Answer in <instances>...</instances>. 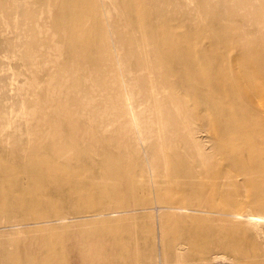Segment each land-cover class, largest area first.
I'll return each instance as SVG.
<instances>
[{
    "label": "rangeland",
    "instance_id": "374dc122",
    "mask_svg": "<svg viewBox=\"0 0 264 264\" xmlns=\"http://www.w3.org/2000/svg\"><path fill=\"white\" fill-rule=\"evenodd\" d=\"M178 46L219 59L223 81L211 77L218 84L249 82L264 91V0H0V264H162L166 246L200 229L239 234L227 238L238 252L264 250L263 220L134 208L147 196L126 194L133 181L116 174L137 172L140 182L152 170L153 180L169 186L202 180L220 187L223 177L245 170L241 157L227 162L246 148L240 121L215 114L212 92L188 91L191 83L161 63L159 54ZM243 100L264 116V96ZM253 141L262 148L264 129ZM47 160L54 163L41 164ZM62 161L79 172L78 186L97 174L99 193L28 210L21 200L32 194H74L67 183L52 184L48 170ZM29 165L44 177L23 176ZM116 180L124 184L119 194L110 188ZM66 181L77 187L72 176ZM234 205L243 212L264 206L246 198Z\"/></svg>",
    "mask_w": 264,
    "mask_h": 264
},
{
    "label": "bare ground",
    "instance_id": "6f19581e",
    "mask_svg": "<svg viewBox=\"0 0 264 264\" xmlns=\"http://www.w3.org/2000/svg\"><path fill=\"white\" fill-rule=\"evenodd\" d=\"M169 35V32L164 34V36L161 35L163 43L169 44ZM159 57L161 63L171 67L178 81L191 83L187 85L188 91H192L196 94L198 93L199 88L203 94L206 91L205 88H207L208 92L214 94L211 102L207 103L209 108H211L215 114L228 115L229 117L240 121L235 128L240 129L243 133V144L246 148L227 162H244L243 167L245 170L229 173L223 177L221 179L220 187H212L210 183L204 185L202 180H198L196 183L169 186L170 181L163 182L153 180L152 170L146 172V181L138 182L141 176H138L137 172H118L116 174L131 177L133 181L132 184L134 185V188L126 190V194L131 197H137L139 193H143L144 197L147 196V198L138 202L134 208H146L152 206L154 208L151 210L157 215H162L163 209L164 211H177L178 213L175 214L178 216H182V213L184 212L195 211L211 216V220L220 216H230L235 219L239 218L238 215L242 213L246 214L249 221H264V206L258 205L260 203L264 204V145L259 142L262 148L256 149L255 147L257 146L253 141L254 135L258 133L259 129H264V116H262V113L255 109L253 105H249L247 102L244 103V100L242 101V98L247 99L250 95L264 96V91L249 87V82L244 88L242 86H237L236 82L228 84H223V82H221V84H218V80L213 81L211 79L212 74L219 77L218 79L220 81H223V73L222 69L219 67V59L208 58L203 52L200 53L198 59L192 51L189 52L187 49V51L183 50L181 52V48L178 46L176 50L173 49L167 52H161ZM189 70H191V72ZM147 75H151V72H148ZM121 76L123 77L122 74ZM193 81L198 83L197 87L192 86ZM122 97L126 103L130 102L127 93L123 92ZM125 114L129 116L130 125L137 133L138 126L134 113L127 108ZM195 119L198 120V117L196 116ZM231 128L232 127L227 128L226 131L229 132ZM189 133H191L190 130ZM259 137L262 138L263 134L259 133ZM238 157H241V161L239 162L236 160ZM53 163L54 162L47 160L41 164L51 165ZM29 166L20 171V173H24L23 176L26 178L31 177L33 179L44 177L43 173H37L31 168V165ZM48 172L53 175V185L57 184L64 186L65 183H67L74 194H71L68 190L53 191L50 193L51 198L32 194L30 202L25 199L21 200L22 204L30 211L34 210L32 208H34L33 206L35 205H47L48 207L51 204L61 203L66 200H87L90 193H99V179L97 178V174L92 171L89 172L88 174L89 176H92V178H90L86 184L78 186L75 181V176H77L79 172L73 170V166L69 161H62L61 163L56 162L55 165L49 168ZM67 176H72V180L77 187L66 181ZM200 176L201 175H199V177ZM101 183L103 184V182ZM123 185L124 184L120 181L116 180L111 184V191L115 194H119L121 193L120 189ZM249 190H252L253 192H249ZM167 196L171 198L179 196L180 202H172ZM237 198H246L253 202L254 205L257 204L259 207L255 208V210L250 208L243 212L241 208L234 205V201ZM153 200H155V202H153ZM213 200H220L221 202L226 203L229 207H218L211 206L209 203L206 204V202ZM47 201L49 203H47ZM117 205L121 206L123 204ZM38 208V206L35 207V209ZM126 208L128 207L124 206V208L119 209ZM94 212L95 211H93V213ZM55 214L56 212H54L53 218H56V221H59L61 218L64 219V215L61 213H58L57 215ZM219 221L225 223L228 222L226 218L220 219ZM231 222L235 221L232 220L230 223ZM258 223L260 222H254V225L257 226ZM183 235L184 233L181 234V236ZM238 235L239 234H233L232 232L226 235L218 229H200L198 232L191 231V233L188 231V233L184 235V239L188 242L182 240L183 243L175 244L174 242V244L166 246L167 250L160 255L162 264L167 263L165 259L167 256H171L175 263H181L185 258H188L189 260L195 261L197 264H264V250H259L257 253L251 254L245 251L238 252L235 248L229 247L227 238L229 236L233 237ZM240 239L245 242L249 239V235H240ZM187 245L189 246V253H186ZM222 253L226 255L230 254V259L225 258L221 255Z\"/></svg>",
    "mask_w": 264,
    "mask_h": 264
}]
</instances>
